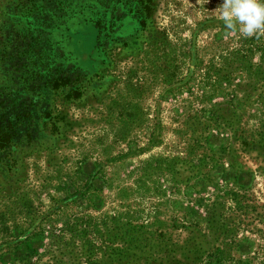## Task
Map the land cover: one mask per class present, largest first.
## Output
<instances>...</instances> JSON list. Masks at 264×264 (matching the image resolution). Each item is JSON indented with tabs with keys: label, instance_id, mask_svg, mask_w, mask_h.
<instances>
[{
	"label": "rangeland",
	"instance_id": "rangeland-1",
	"mask_svg": "<svg viewBox=\"0 0 264 264\" xmlns=\"http://www.w3.org/2000/svg\"><path fill=\"white\" fill-rule=\"evenodd\" d=\"M222 2L0 0V264H264V37Z\"/></svg>",
	"mask_w": 264,
	"mask_h": 264
},
{
	"label": "clouds",
	"instance_id": "clouds-1",
	"mask_svg": "<svg viewBox=\"0 0 264 264\" xmlns=\"http://www.w3.org/2000/svg\"><path fill=\"white\" fill-rule=\"evenodd\" d=\"M215 12L229 32L244 39L264 37V0H223Z\"/></svg>",
	"mask_w": 264,
	"mask_h": 264
},
{
	"label": "trees",
	"instance_id": "trees-1",
	"mask_svg": "<svg viewBox=\"0 0 264 264\" xmlns=\"http://www.w3.org/2000/svg\"><path fill=\"white\" fill-rule=\"evenodd\" d=\"M10 140V132L8 130H6V126L4 124L0 125V148H3L5 146H7L8 141ZM185 178L184 180H188L189 178H191L193 176L192 171H187L185 172ZM218 198V197H217ZM220 203L219 202H208L206 205H204V221H205V229L208 230V233L212 232V230H214L216 228V224L218 222V212H219V208H220ZM218 228V226H217ZM117 230V229H116ZM116 232V231H115ZM108 241L109 242H113L114 241V234H108ZM128 247L124 248V252L126 253H132V256H134V251L131 247H129L130 240L125 242ZM120 250V249H119ZM115 251H118L117 249H115L112 253V255H116ZM196 251V250H195ZM195 251L193 253H195ZM187 253H190L187 251ZM183 259L189 261V263H193L196 259L197 256H188V254H184L183 252ZM188 262H184V261H180V260H176V262L174 264H189Z\"/></svg>",
	"mask_w": 264,
	"mask_h": 264
}]
</instances>
